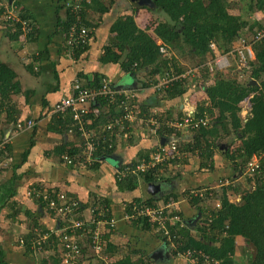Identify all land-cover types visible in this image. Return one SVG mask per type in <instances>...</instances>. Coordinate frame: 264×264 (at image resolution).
<instances>
[{"label":"crops","instance_id":"crops-1","mask_svg":"<svg viewBox=\"0 0 264 264\" xmlns=\"http://www.w3.org/2000/svg\"><path fill=\"white\" fill-rule=\"evenodd\" d=\"M234 2H239V7L234 8L232 12L242 15L250 22V26L253 25L254 30L258 25L264 24V8L249 11L250 0H234ZM12 4L16 6L20 15L26 16L23 20L31 26L32 30L28 34L23 29L15 33V29L6 28L7 21L2 23L3 19H0V63L15 71V80L20 83L22 89L21 92L10 94L9 103L0 105V135L7 140L5 149L0 155V246L5 251L6 261L9 264H37L38 262V253L33 254L26 251L25 245L21 242L23 234L29 231L28 212L36 215L39 222L49 229L59 224L52 217L47 203L38 202L28 194L31 188L40 187L48 192H51L50 190L64 192L69 198L78 200L83 207L78 216L86 219L90 217L92 204L98 196L103 195L104 198L110 200L116 225L106 234L105 255L107 260L102 259L103 262L98 264H112L132 253H137L136 256L133 254V260L138 261L141 258L139 251H142L139 249H144L146 253L151 254H147L151 257L156 252H170L168 257L159 256L153 259V264H186L184 259L173 258L170 244L155 235L156 229L152 230L153 232L149 231L144 229L143 223L138 220V222H133L125 218V205L127 206L130 200L139 195L146 201V192L142 188V184L146 181L140 177L139 187L132 194L118 191L114 183L119 168L123 169L134 161L137 163L145 158L148 159L152 151L160 144H166L170 139L174 141L175 134L165 125V122L182 116L187 102L196 108L198 114V104L203 101L205 110L197 117L206 115L212 120L217 111L211 107L205 92V85H202V89H197L193 85L196 88L193 91L194 94L174 99L164 98V95L160 96L147 91L141 92V100L145 99L149 102L160 117L161 112L170 113L169 117H161L160 120V129L163 127L165 131L160 133L157 129L153 134L132 125L128 130L130 133L128 137L121 133L117 134L119 137L115 140L114 152L100 156L101 164L98 170L92 172L77 166L76 171H73L65 163L61 147L63 145H65L64 148L77 147L79 139L72 133L73 131L61 132L54 129L47 110L59 99L71 93L73 81L81 72L86 76H92L94 72L104 74L114 82L117 88H139L137 87L141 84L139 77L130 74L133 77L132 83H122L120 79L128 73L123 72L118 63L101 61L104 45L115 36V33L111 31V26L120 16L133 14L131 8L134 6L130 0H111V2L102 0L101 5L107 8L104 12L99 10L97 3L94 6L93 4L88 6L85 17L91 26L90 45L86 52L77 59L76 56L69 55L66 46L68 13L64 7V0H13ZM9 5L8 1L0 0V6ZM139 13L140 15L146 14L140 11L138 15H134L135 22L141 26L142 18H138ZM249 32L250 27H245L238 39L243 37L249 40L250 38H247L251 37ZM238 39L233 43L232 49L238 46ZM159 41L162 42V40ZM166 47L170 52V55H166L170 58L167 70L178 72L191 68L188 66V58H182L172 48ZM230 59L233 64L230 63L227 70L216 71L230 72L236 75L239 81L245 80L250 84L263 87L257 75L251 76L249 67H239L237 56H230ZM255 59L253 52V61ZM211 60L213 59L207 62ZM177 65L185 68L179 70L176 68ZM213 75L214 73L205 82L207 86L215 85L216 79ZM201 78L198 76L194 82ZM26 91H31V93L26 95ZM244 105L241 118L243 122H246L252 114L247 105L246 108ZM8 113L13 115V120L17 121L7 120ZM29 119L35 121L34 126L18 129V124H26ZM161 135L165 138L164 143H162ZM239 135L240 133L236 135L220 131L218 137L210 139V142H214L213 147L210 148L213 152L210 158L206 155L202 157L201 150L198 148L193 150L195 130L178 133L176 136H178V145L183 151V157L173 162H166L165 166H158L160 175H157L159 179L155 183L161 186V191L153 198L165 202V197L172 196V199L167 201H175L178 210L182 212L183 225L181 228H186V226L192 228L191 232L194 237L198 234V226L203 217L201 215L199 223L196 224L190 221L195 219L200 212H197L190 202L192 199L189 200L187 196L192 189H197L199 186L201 189H206V192L208 189L226 185V180L230 182L227 178H221V175H228L233 171L225 154L228 149L231 151L236 148ZM167 137L170 138L166 139ZM108 159L114 163H109ZM232 179L233 184L245 183L242 173L233 174ZM7 191L10 193L8 194ZM11 193L13 194L10 195ZM174 195L176 199L173 198ZM228 197L241 198L240 194L234 192H228ZM202 205L208 207L206 204ZM238 239L243 242L242 245L246 244L241 237L237 238V243H241ZM51 251L53 252V250H48L45 254L48 262H52L49 258L54 256L49 257ZM42 257H44L43 254ZM86 257L89 259L81 264H97L96 259L90 258L89 254Z\"/></svg>","mask_w":264,"mask_h":264},{"label":"trees","instance_id":"trees-1","mask_svg":"<svg viewBox=\"0 0 264 264\" xmlns=\"http://www.w3.org/2000/svg\"><path fill=\"white\" fill-rule=\"evenodd\" d=\"M101 1L92 0L91 3H85L82 15L84 22L89 28L91 27L89 25L90 23L85 17L86 8L91 4L94 6L97 3L98 7H100L99 10L104 12L107 8L101 5ZM153 1L155 8L146 6L132 7V16H120L116 19L111 26V31L115 33V36L109 43L104 45L101 61L118 63L123 72L131 74L134 77H139L141 84L137 87H148L157 83L160 77L169 69L168 63L170 58L160 52L161 44L172 48L180 57H189L188 64H195L197 62L198 64L195 66L203 65L200 71L202 78L200 80L197 79L196 82H194L196 78L172 82L166 88L156 90L154 93L160 96L164 95V98L174 99L194 94V89H202V85H205V92L210 100L211 107L217 111L207 127H201L195 130V146L193 150L198 148L201 150L202 157L206 155V157L211 158L213 152L210 148L213 147L214 142H210V139L218 137L220 131L227 132L228 134L235 133L236 135L240 133L236 148L231 151L228 149L227 154H225L228 157L233 171L228 175H221V178H227L230 182L220 188L207 190L205 192V198L197 196L190 201L197 212H200L203 217L198 226V234L194 237L191 232L192 229L187 226L179 232L177 227L169 226L171 236L174 241L181 243V250L203 249L212 257L218 259L220 261L219 264H243V262H239L236 259L238 249L236 241L238 237H241L245 240L247 246L253 250L252 253L247 254L246 262L248 264H264V39L253 43V51L256 59L250 62L249 66L251 76L253 74L257 75L256 77L258 81H261L263 87L261 85L250 84L249 81H239L237 76L230 72L220 73L216 70L215 72H211L208 66H206L207 61L214 59L217 55L231 51L233 43L238 39L245 27H250L249 34L251 37H247L248 39L250 38L249 41L254 40L253 36L256 29L254 30L253 25L250 26V22L245 20L242 15L232 12L234 8L239 7V2H234V0ZM249 4V11L264 8V0H250ZM5 9V6H0V19H3L1 21L2 23L6 22L1 16ZM139 10L146 12V15H144L145 21L143 23L140 22L141 26H138V23L134 19V15L140 12ZM158 11L164 13V19L159 17L155 18L151 14H155ZM19 17L24 21L23 19L26 16L19 14ZM70 21L71 19L66 22V35L71 24ZM6 24V28L10 30L15 29V33L22 28V22L7 21ZM148 27H152L158 40L147 33ZM159 40H162V42ZM212 43L215 44V48L212 47ZM89 45L90 42L87 40L75 48V56L77 59L86 52ZM230 56L232 55H229V58ZM178 66L176 68L179 70L185 68L184 66ZM212 73H214L213 76L216 79L215 85L207 86L205 82L210 79ZM15 78V71L7 65L0 63V105H5L10 102V94L12 92L18 93L22 91L20 83ZM78 78L83 83V86L87 88H96L102 84L103 80L115 85L106 75L98 72H94L92 76H86L81 72ZM25 93L29 95L31 91H26ZM100 103L107 105V114L101 113L95 119L93 115L85 117V121L88 118H93L92 125L89 128L95 131L97 135L99 132L101 133L102 125L109 121L110 113L113 115L117 114L112 105L106 104L103 100ZM244 104L247 105L252 114L246 122H243L241 118L242 106ZM139 107L147 114L153 111V106L149 102H146L145 99L139 102ZM204 110L205 107L203 106V101H201L198 104V114H202ZM12 111L14 112V110ZM160 114L162 118H167L170 115L169 112H161ZM157 115L159 120H161L158 112ZM12 116L8 113L7 120L16 122L17 120H13L14 117ZM51 122H53L54 129L61 132L71 130L81 140H78L79 146L77 147L64 148L65 145L61 147V152L71 160L70 162H65L69 168L76 171L75 167L81 166V168L92 172L98 170L101 164L100 160L93 161L90 165H83L85 156L81 152V146H83L84 138L81 137L79 124L73 118V114L71 112H65L54 115L51 117ZM158 131L162 133L165 129L158 127ZM110 133H106L107 136ZM118 137L115 131L111 135V141H102L101 145L95 151L96 157L99 158L101 155L114 152L116 149L115 140ZM0 138H2V135H0ZM2 153L3 150H0V155ZM254 155L258 157V167L254 171L246 174V165ZM135 163L136 161L131 164ZM239 173L244 174L245 183L233 184L231 181L233 180V174L239 175ZM158 174L160 175L159 167L141 174V178L146 182H155L159 179ZM114 185L118 191L132 194L139 187V178L137 175L119 177L116 174ZM199 187L197 189H201ZM228 192L240 194V203L230 201ZM7 193L9 194L10 191H7ZM34 198L36 201L43 203L41 199H38L40 197ZM173 198L176 199V196ZM164 199L165 201L170 200L172 196L168 195ZM140 200L142 198L139 195L135 196L127 203V206L125 205V210H129L131 202ZM160 201V199L148 198L145 202L153 205L158 204ZM215 201L220 202V208H214L212 203ZM206 203H208V207L202 205ZM80 205L81 207L79 206V208L82 209V204ZM92 205L91 208L95 206H98L99 209L107 207V215L109 217L114 216L110 200L104 198L103 195L98 196ZM175 213L182 216L180 210H177ZM28 216L30 218L29 231L23 234L22 237L26 251L32 252L33 254H43V264H61V244H59L55 236L48 238L45 243L37 248L32 247V241L38 238L39 233H44L49 228L45 224H41L33 213L28 212ZM52 217L55 222H60V226L62 225L63 222L60 220V217L58 218L54 215ZM76 217L86 220V218L79 217L78 214ZM131 221L143 223L144 229L149 231L156 229L155 235L163 241H166L167 244H170L168 238L162 234L157 226L152 225L147 220ZM86 232L89 234L88 239H90L91 233L87 228ZM48 250H53L49 254V257L50 255H54L52 258L50 257L51 259L49 258L52 262L46 260L45 254L48 253ZM88 252V247H84V255L79 259V264L89 259H86ZM139 252L141 253V258L138 261H134L131 255H127L112 264H153V258L151 256L147 255L143 250ZM172 256L173 258L179 259L177 253L173 250ZM0 264H9L5 259V251L1 246Z\"/></svg>","mask_w":264,"mask_h":264},{"label":"built area","instance_id":"built-area-1","mask_svg":"<svg viewBox=\"0 0 264 264\" xmlns=\"http://www.w3.org/2000/svg\"><path fill=\"white\" fill-rule=\"evenodd\" d=\"M92 0H66L65 9L68 13V20L70 21V27L66 38V46L69 55L75 56V48L81 43H85L89 40L90 28L83 19V9L85 3L88 4ZM6 21H14L16 23L22 22V28L26 34L30 33L32 28L24 20L19 17V12L13 4L6 6L5 11L1 15ZM254 40L249 41L246 38L240 37L238 46L236 45L229 53L217 55L213 60L206 63V66L210 71L225 70L230 66L229 55L238 57L239 67L245 68L250 66V62L253 61V43L259 42L264 39V25L256 28L254 33ZM215 48V44H211ZM160 52L164 55H170L167 47L161 44ZM203 65L188 68L184 71L174 72L168 70L160 77L159 81L148 87H140L138 89H126L117 88L115 85L110 84L106 80H103L102 84L98 87L87 88L83 86V83L78 77H76L72 84L71 93L58 100L52 108L49 109L47 115L52 117L54 115L62 114L65 112H71L73 118L79 124V131L84 138L83 146H81V152L84 154L83 164H92L93 161L99 160L96 157L95 151L101 145L102 141H111V135L116 131L117 134L121 133L123 136L128 137L130 133L129 128L132 125L141 128L142 131H148L156 133L158 127H160V120L155 110L150 113L143 112L139 107L140 93L141 92H154L162 88H166L172 82L180 80H188L197 78L200 76V71ZM105 101L106 104L112 105L117 114L110 113L109 121L102 125L101 133L97 135L95 131H92L89 126L92 125L93 118H88L85 121V117L93 115L94 119L101 113L107 114L108 107L103 105L100 101ZM187 106L183 108L182 116H179L172 120H167L165 125L173 130L175 136L169 140L166 144H160L158 148L154 149L149 156L140 160L136 164H130L123 169L119 168L118 176L127 177L130 175H137L138 178L141 174H144L150 170L157 168L158 166L167 165L166 162H173V160L181 159L183 157V151L178 145V136L188 131H193L201 127H207L210 124V119L206 115L198 116L196 108L189 102ZM35 125L33 119H29L26 124H18V129H24ZM71 132V130H70ZM111 132V133H110ZM106 133H110L107 136ZM162 137V135H161ZM167 137L166 139H169ZM7 143L6 139L0 138V150L5 149ZM65 162H70V158L67 155L63 157ZM258 167V157L255 155L246 165V174L254 171ZM140 176V177H139ZM226 183L227 180H226ZM223 184V183H222ZM206 189H192L187 198L189 200L200 197L205 198ZM211 190V189H208ZM48 192L46 189L33 187L29 191V195L32 197H40L42 201L47 203L51 213L60 217V220L64 223L60 226V222L57 227L49 229L44 233H39L36 240H33L32 247L37 248L46 240L52 236L58 239L61 244L60 258L61 264H79V259L83 257L84 247H88V251L92 252L96 257L107 260L105 255L107 249V239L105 235L113 229L116 225V219L114 216H108V208L103 207L101 209L98 206L91 208L90 217L86 220L77 218L76 215L80 212V202L69 198L64 192L52 191ZM229 198V197H228ZM230 201L240 203L241 198H229ZM208 206V203H206ZM214 208H220L219 201L212 203ZM178 210L175 201H165L158 204H148L144 199L140 201L131 202L129 210H125V218L128 220H147L162 232L170 241L171 249L177 253V257L184 259L186 264H219V260L212 257L203 249H186L181 250V243L174 241L171 236L169 226L177 227V230H181L183 225L182 216L175 213ZM88 225V227H86ZM86 228L89 230V234L86 232ZM85 240V241H83ZM24 243V240H21ZM85 243V244H84Z\"/></svg>","mask_w":264,"mask_h":264},{"label":"rangeland","instance_id":"rangeland-1","mask_svg":"<svg viewBox=\"0 0 264 264\" xmlns=\"http://www.w3.org/2000/svg\"><path fill=\"white\" fill-rule=\"evenodd\" d=\"M146 13V12H145ZM151 14H153L154 16H155V18L156 17H159V18H161V19H164L165 18V15H164V13H161V12H156L155 14L154 13H151ZM139 19L140 18H142L141 20H142V23L145 21V18H144V15H139V17H138ZM157 21V20H156ZM139 22H140V20H139ZM263 23V22H262ZM262 25H264V24H262ZM148 26V25H147ZM261 26V25H260ZM149 35H151V36H153L154 37V39H157L158 40V38H157V35L155 34V32H154V30L152 29V27H148V32H147ZM189 58V57H188ZM230 61H231V63L233 64V61L230 59ZM198 63L197 62H195V64H188V66H190V67H192V65H194V67H196L195 65H197ZM227 70V69H226ZM247 80V79H246ZM132 81H133V77L130 75V74H124L123 76H122V78L120 79V82H122V83H125L126 82V84H131L132 83ZM245 81V80H244ZM259 82H261L260 80H259ZM245 108H246V105L244 106ZM108 162L109 163H114V161H112V160H109L108 159ZM197 223H199V222H197ZM199 225H200V223H199ZM182 229V228H181ZM192 229V228H191ZM241 243H237V241H236V245L239 247V246H241V247H239L238 249H237V253H236V259L239 261V262H243V264H248V262H246V258L245 257H247V254H249V253H252L253 252V250H252V248H250V247H248L247 246V244H245V245H242L243 244V242L240 240V239H238ZM241 244V245H240ZM245 248V249H244ZM139 250H143V251H145L144 249H139ZM246 255H245V254ZM90 255V258H95L96 259V262H97V264L98 263H101V262H103L102 261V259H100V258H98V257H95L96 255H94L92 252L91 253H87V255ZM133 254L135 255V254H137V253H132V254H130L132 257H133ZM147 254H149V255H151L150 253H147ZM241 255H242V257H241ZM245 257H244V256ZM136 256V255H135ZM138 256H139V254H138ZM183 263V262H182ZM135 264V263H134ZM161 264H165V263H161ZM166 264H168V263H166Z\"/></svg>","mask_w":264,"mask_h":264},{"label":"water","instance_id":"water-1","mask_svg":"<svg viewBox=\"0 0 264 264\" xmlns=\"http://www.w3.org/2000/svg\"><path fill=\"white\" fill-rule=\"evenodd\" d=\"M5 1H8V4H10V5L13 2V0H5ZM130 1H131V3L133 4L134 7L146 6V7H150V8H155V3H154L153 0H130ZM161 139H162V143H164L165 142V138L162 137ZM142 188H143L144 192H146V196H147L145 198L146 200L148 198L156 197L161 191V186L158 185L155 182H145V183L142 184ZM200 218H201V213H199L198 216L195 219H192L190 221H192V222L194 221V223L196 224L199 221ZM169 253L170 252L163 253L162 251L156 252V253H154L152 255V258L156 259L159 256L168 257ZM37 261H38L37 264H43L42 263V254L41 253L37 254Z\"/></svg>","mask_w":264,"mask_h":264},{"label":"clouds","instance_id":"clouds-1","mask_svg":"<svg viewBox=\"0 0 264 264\" xmlns=\"http://www.w3.org/2000/svg\"><path fill=\"white\" fill-rule=\"evenodd\" d=\"M91 3V2H90Z\"/></svg>","mask_w":264,"mask_h":264}]
</instances>
